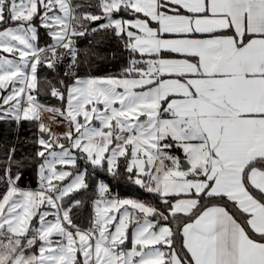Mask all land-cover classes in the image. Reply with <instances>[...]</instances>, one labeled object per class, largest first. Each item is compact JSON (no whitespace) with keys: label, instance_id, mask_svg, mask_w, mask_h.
Instances as JSON below:
<instances>
[{"label":"snow or ice","instance_id":"6c2138e0","mask_svg":"<svg viewBox=\"0 0 264 264\" xmlns=\"http://www.w3.org/2000/svg\"><path fill=\"white\" fill-rule=\"evenodd\" d=\"M100 31L128 63L81 76ZM0 122L37 129L0 155V264H264V0H0Z\"/></svg>","mask_w":264,"mask_h":264},{"label":"trees","instance_id":"16d2710c","mask_svg":"<svg viewBox=\"0 0 264 264\" xmlns=\"http://www.w3.org/2000/svg\"><path fill=\"white\" fill-rule=\"evenodd\" d=\"M75 3H88V0H74ZM94 3V0H92ZM101 23V22H96ZM42 28H38L40 34L38 44L44 39V34L41 32ZM48 42L44 39V44ZM77 48L80 50V60L83 61L80 68L78 69L81 76L94 75V76H108L117 75L120 73L121 69L127 65L129 59V53L124 49L122 43L109 33L100 31L97 33H89L84 37H80L76 42ZM99 52L101 58H97L93 55L94 52ZM63 65H61V75H63ZM39 78L41 81V86H44V81L53 80L54 73H52L46 67H41L38 69ZM42 102H48L53 104H58V101L52 100L50 97L45 98L43 93L39 96ZM37 129L30 126L28 122H23L19 130H16V125L14 123L0 122V155H3L7 151L6 146L10 144L17 145L16 157L20 158L23 154H30L37 145L26 143L28 140H33L35 137L33 133ZM19 137V143L16 137ZM23 145V148L21 146ZM174 154L180 155L178 150L174 151ZM83 166V165H82ZM82 168V167H81ZM27 175L22 183L21 187L36 189L39 186L38 177L32 168L25 169ZM104 180L109 184L112 194L114 196H119L121 198H135L148 200L150 203H156L152 200L148 194L142 192L138 187L127 182L126 179L113 180L110 176H107L103 172L93 171L89 168L88 183L94 185V183ZM91 191L84 195L76 194L77 198H83L86 203L85 207L78 210V215L74 216V219L78 224L86 225L88 217L91 213V205L87 202L88 195Z\"/></svg>","mask_w":264,"mask_h":264},{"label":"rangeland","instance_id":"374dc122","mask_svg":"<svg viewBox=\"0 0 264 264\" xmlns=\"http://www.w3.org/2000/svg\"><path fill=\"white\" fill-rule=\"evenodd\" d=\"M34 23H36L37 25L39 24V21L37 20V21H34ZM41 32L44 34L45 33V30L44 29H42L41 30ZM39 36H40V34H39ZM44 39H47V37L44 35ZM44 39H42V41L40 42V44H39V46L40 47H45L46 46V44H44ZM6 56H7V58H9V59H12L13 57L11 56V54H5ZM53 131L54 132H56L57 134H59V133H62V132H64L65 131V127H64V125H59V126H54L53 127ZM83 163L81 162V167L83 168ZM60 166H58V168H59ZM92 210V209H91ZM51 218V217H50Z\"/></svg>","mask_w":264,"mask_h":264},{"label":"crops","instance_id":"0c3cea01","mask_svg":"<svg viewBox=\"0 0 264 264\" xmlns=\"http://www.w3.org/2000/svg\"><path fill=\"white\" fill-rule=\"evenodd\" d=\"M183 154L180 152L179 156H182ZM39 188V186L36 189H32V190H37Z\"/></svg>","mask_w":264,"mask_h":264}]
</instances>
